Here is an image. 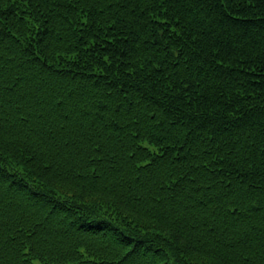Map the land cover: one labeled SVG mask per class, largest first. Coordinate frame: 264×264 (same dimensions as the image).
Returning <instances> with one entry per match:
<instances>
[{
	"label": "trees",
	"instance_id": "1",
	"mask_svg": "<svg viewBox=\"0 0 264 264\" xmlns=\"http://www.w3.org/2000/svg\"><path fill=\"white\" fill-rule=\"evenodd\" d=\"M0 264H264V0H0Z\"/></svg>",
	"mask_w": 264,
	"mask_h": 264
}]
</instances>
